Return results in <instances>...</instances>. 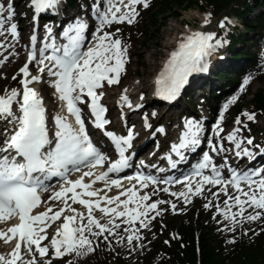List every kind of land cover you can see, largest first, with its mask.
I'll return each mask as SVG.
<instances>
[{
    "label": "snow or ice",
    "instance_id": "6c2138e0",
    "mask_svg": "<svg viewBox=\"0 0 264 264\" xmlns=\"http://www.w3.org/2000/svg\"><path fill=\"white\" fill-rule=\"evenodd\" d=\"M61 2L62 0H30V5L34 9V19L49 10H56ZM119 3L124 7L122 13L120 7L116 6L113 0H108V7L105 11H101V8L96 6L95 0H93L90 12L96 13L99 24L93 32L94 39L86 50H82V46L89 24L82 18H73L63 28L61 35L67 41L66 43L57 45L53 40L51 44H45L44 47L39 48V59L36 55L37 36L34 29L30 36L33 51L29 52L27 62L19 69V73L23 75L19 81L23 89L22 95L16 89L10 91L6 89L7 95L0 96V121L5 122L6 125H12L9 135L0 141V221L9 217H18L19 219L16 226L8 229L12 236L5 240L7 243L18 237L14 249L9 253L11 259L0 256V264H18V262L19 264H37L35 258L24 260L22 244L24 253L29 256L35 257L38 253L39 257L43 258L49 255V247L42 246V243L49 239L47 229L61 217H63V222L59 224L55 234L51 237V247L57 258L71 253L79 256L83 254L81 250L91 253L94 251V239L99 240L101 237L110 244L112 241H109V237L116 238L115 242L119 244L125 240V236L121 235V229L123 233H127L126 243L133 245V241L142 240V236L139 235L140 230L147 228L151 220L161 215L162 209H159L158 205L170 203L172 209L176 210V205L170 201L156 200L148 203L156 192L155 188L152 193L145 192L143 195H138L139 191L147 188L150 184L173 183L167 180L157 181L151 175L138 173L134 177H127L128 180H135L137 183L123 188L116 196H109L104 189L90 190L92 185L98 181H104L105 188H122L120 180L108 179V176L109 173L120 172L129 166L125 153L131 147L134 139L131 130L127 132L126 136H118L111 131L104 132V135L114 144L119 159L111 163L105 172L96 175L90 183L84 182L85 177L94 175L93 169L104 165L107 157L90 140L82 109L78 105L86 104L93 117V126L97 129H105L110 121L105 119L107 109L101 104L104 93L97 90L104 87L102 83L104 81L109 86L119 83L120 75L127 62V46L117 36L119 29H116V32H110L105 31V28L112 24L125 22L131 25L139 15L137 6L149 7V0H128L127 3H124V0H119ZM5 11L7 12L6 17L4 16ZM117 13L121 14L117 15ZM14 15L11 0H9L7 8L0 4V29L4 28L6 22L12 21ZM204 24L207 26L208 17H205ZM220 27H224V22L220 23ZM17 29L16 23H10L7 34L15 39L18 36ZM2 35H5V32L0 31V36ZM51 37L52 30L47 29L45 38ZM213 41L215 43H212ZM220 44L221 41L210 32H195L186 36L179 44L178 50L171 53L164 71L156 80L157 93L161 98L175 99L180 89L187 84L189 76L207 71L206 58ZM0 47H4V45L0 44ZM49 49L52 50V55H45ZM7 59L8 57L5 56L4 60ZM33 61L39 65L41 75H33L29 79V65ZM2 62L0 61V63ZM45 72L49 77L55 78L52 86L59 94V99L66 103L67 113L74 117L78 130H73L66 122L65 117L56 116L54 118L55 129L50 136L42 98L37 91L29 87L33 83L41 82V76ZM16 78L13 76L14 80ZM248 83L249 79L243 81L241 92ZM235 100L236 97H233L223 106V111L219 114L220 118L213 129L215 142L210 139L209 148L211 153L217 155L226 153L229 149L221 143V141H226L229 145L234 146V154L237 158L250 157L252 156L250 147L243 145L246 143L247 146H253L254 141L250 137L246 140L240 138V133L245 127L240 117L235 119L236 127L231 132L224 136L221 135L225 131L221 126V121L229 104L234 103ZM121 101L125 104L128 103L127 97L123 95ZM14 103L18 105L19 116L13 110ZM243 116L248 121L255 120V114L243 113ZM8 131V128L5 127L4 132ZM158 131L162 130L158 129ZM201 132L202 127L198 122L187 120L179 135L178 143L172 145L171 151L178 158L183 159L184 150L195 149L200 145ZM143 163L141 161L142 165ZM225 163H227V157H225ZM82 166L89 170L83 171L79 179L70 181L68 174L73 171L81 172ZM173 166H175L174 161ZM153 167L155 166L153 165ZM205 170H209L210 175H205ZM34 174L39 175L34 176ZM51 177L61 178L63 181L61 191L53 193L48 201H42L39 191L46 189L47 185L44 181ZM193 182L196 185L194 189ZM175 183H182L186 192H172L170 195L177 198L183 197L186 203L191 202L189 194L192 196L201 195L205 191L204 186L206 185L213 187L223 185L220 191L211 192V196L213 199H217L221 192L223 193L226 197L223 201L226 210H222L217 205V214L222 215L226 221L233 224L239 223L238 217L240 220L256 221L264 215V211H257L264 210V173L260 171L231 172L230 179L225 180L220 169L213 163L209 152L202 154V159L188 176L184 177L182 181H175ZM242 184L246 185L247 190L241 187ZM64 185L69 186L65 188ZM228 185L234 189L235 195L228 192ZM77 188L80 189L79 192L76 191ZM159 190L169 193L168 188ZM209 191L211 190L209 189ZM101 192H104V195H100ZM68 193H71L70 197ZM121 197L126 198L121 200ZM69 199L72 204L83 206L87 210V214L85 215L84 212L72 207V204L68 203ZM52 200H63L64 206L55 211L53 207H47L43 212L32 214L34 209L42 204H48ZM102 204L103 206H101ZM211 204L212 201L209 200L204 207L207 209ZM121 208L123 210H119ZM233 208L236 211H233ZM94 209L102 213L103 223L101 219L93 215ZM248 209H252L253 213L245 216ZM66 212L72 214L67 215ZM150 213H155V215H150ZM137 223L139 228L136 227ZM122 225H124L123 228ZM5 236V233L0 232V238ZM135 246L142 247L139 243Z\"/></svg>",
    "mask_w": 264,
    "mask_h": 264
},
{
    "label": "rangeland",
    "instance_id": "374dc122",
    "mask_svg": "<svg viewBox=\"0 0 264 264\" xmlns=\"http://www.w3.org/2000/svg\"><path fill=\"white\" fill-rule=\"evenodd\" d=\"M30 0H11L14 8V17L12 21L6 22L3 29L0 31L5 32V35L0 36V44L4 45V47H0V96L7 95L6 89H16L22 95V86H20V75L19 70L17 68L23 62V52L26 47V43L29 38V34H27L31 27V8L29 7ZM203 1V0H202ZM9 0H0V4H3L5 8H7V4ZM63 0L61 4L58 6L56 10H50L49 15L43 14L42 17L38 19V27L42 32L47 24L42 26V24L47 20L46 23L50 22L51 25L48 28L55 27L58 25V28H61L68 19L73 20V18H77L79 15H86L92 24H99L96 19V13L90 12V6L93 3V0H85L84 5H81L79 9L72 10L69 13L63 11ZM96 6L101 8V11L107 10L108 0H95ZM115 3V0H113ZM156 1L149 0V7L144 8L142 5L137 6V11L139 15L137 16L134 23L129 25L127 22L122 24H115L109 28H106L105 31L116 32V29H119L117 36L121 39L122 43L127 46V57L126 64L124 65V70L120 75L119 83L108 85L106 81L102 82L104 87L99 89L104 93L103 100L106 102L108 109L112 110V114L117 118H113L111 123L115 122L116 119H119L120 124L125 120V114L130 108L128 105H133V107L141 104H147L149 101L148 97L150 96V80L157 67L159 66L162 59L165 57L166 53L174 46L175 40L181 38L180 36H188L193 32L199 31H210V33L214 34L216 38V34L218 33V37L220 33H223L224 36H227L228 32L232 30L235 23H237L236 27L238 29V33H244L242 28V24L240 23L239 18L236 16L233 17L227 16L215 18L210 16L208 13H201V9L196 8L197 3H205L195 2L192 7H187L186 5H181L175 8L169 14H163L159 17V22L155 23L154 27H148L146 23V14L150 13V11H154ZM153 9V10H152ZM252 12L249 13V18L254 19L258 17V24L254 29L255 32H251L248 34V39H252L251 42L247 45L250 52L252 51L256 59L254 64L240 61H233L230 52H226L225 47L222 45L215 48V50L210 55L211 57V65L210 70L206 77L199 78L196 81L195 90L194 91H185L182 96H185L187 102H183L182 96L178 100V106L173 108H168L164 105H158L156 102H149V105L142 107L137 112V116L133 114L137 121L140 122L142 115L148 118L151 124H155L156 122H160L163 125V131L166 133L164 137L157 132V128L148 127L147 129L142 128L140 125L136 127V137H141L139 140H135V145L139 143V141L144 136V131H147V134L152 131V135L150 139L145 142V144L141 145L142 149L138 156H142L144 158L152 155L157 147H168L166 141L174 139V129L180 125V115L184 114L185 117L197 118L200 124L203 126V129H206L205 134H209V136L213 137V141L215 142V133L212 134L214 126L216 125L219 117V114L223 111V106L229 102L233 97H236L234 103L229 104L228 110L223 118V125H221L225 131L221 133L222 136L227 135L232 131L234 127H236L234 121L237 117H240L245 127H243L242 132L240 133V138L246 140V138H252L254 141L253 146H247L246 143L243 145L244 147H250V151L252 152V156L241 159L239 162L235 163V149L234 146L229 145L226 141H221L229 150L234 152L230 158L233 163H225L224 153L217 155L215 153L211 154L213 162L216 163V166L220 170H225L226 168L235 167L240 171L244 167V163L253 157H255L259 151H261V143L264 141V113H257L253 106H250L249 102L252 101L253 94L256 90L264 88V11L261 8L250 9ZM263 11V12H262ZM57 12L58 14H55ZM61 13V14H60ZM53 16H52V15ZM63 17L62 21H59L58 15ZM232 14V12L230 13ZM205 17H208V24L205 26L204 21ZM54 18V20H52ZM224 22V27H220V23ZM10 23H16L19 27L20 38L18 40H13L12 37L7 34V28L10 26ZM256 24V22H255ZM96 25V26H97ZM95 26V27H96ZM259 28V31L257 30ZM90 30V29H89ZM235 31V30H233ZM93 30L91 33H86V39L84 43V49L86 50L89 46L90 42L94 39V37L90 38L93 35ZM154 33V36L151 34ZM237 33V34H238ZM241 36V35H240ZM11 38V39H10ZM239 37H234L233 41H237ZM228 39V38H227ZM10 40V42H7ZM6 41V42H5ZM212 43H215L213 41ZM230 51V50H229ZM7 56L8 59L4 60V57ZM139 61V62H138ZM36 66V65H34ZM32 68H34L32 66ZM35 69V68H34ZM39 70V69H38ZM214 70V71H213ZM246 71L247 74L245 77H242L241 73ZM220 73H224L227 77H236V81L232 83L228 87V92L231 91V96L226 98V94L222 96L221 103L219 98L214 99L215 96H212L213 90H216V86L218 84L224 82V78L216 77V75H220ZM13 76L17 78L14 80ZM263 79L262 82L259 79ZM245 79H249V83L245 85L244 90L241 92L240 88ZM201 82V84H199ZM32 86V85H31ZM30 87V86H29ZM52 87V88H51ZM144 88L140 92L138 91L134 96L128 98V103L125 104L121 101V96H127L132 91L137 90L138 88ZM40 91L41 97L45 101V105L47 107L48 116L52 121L56 116H63V110L60 108V102L58 97L51 85V81L48 82L44 80L36 85V88ZM19 98V97H18ZM195 107V111H191L188 109V104ZM16 104H13V110L17 115ZM213 108V113L218 108H220L217 116L215 117L214 125L209 124L207 126L208 120L215 115H211L207 108ZM239 107V110L236 108ZM139 108V107H138ZM171 111V112H170ZM170 112V113H169ZM165 113V114H164ZM243 113L255 114L254 121H248L246 117L243 116ZM123 114V115H122ZM164 114V115H163ZM210 114V115H209ZM120 116V117H119ZM4 125H2V123ZM0 125L4 130L5 127L8 128V132L1 133L0 132V141L7 136L12 128L11 124H5V122L1 121ZM120 125L117 124L116 128ZM182 132V130H181ZM209 137V138H210ZM148 138V136L146 137ZM209 143L206 144V151L209 150ZM208 148V149H207ZM162 151L158 150L155 158L151 160V162L161 161ZM236 157V156H235ZM228 160V158H227ZM255 160H262L259 158H255ZM256 164V163H254ZM254 164L244 168V171H249L253 168ZM187 168V167H186ZM193 189L195 186H192ZM158 188L151 196V200L148 203H151L156 200H164L170 201L176 205V210L174 211L171 207L170 203H164L158 205L159 209H162L161 215L156 216L155 219L151 220L147 228L141 229L139 235L142 236V240L137 242L133 241V245H128L126 243L127 233H123L121 229V235L125 236V240L117 244L115 242L116 238L109 237V241H112L110 244L107 241H104L101 237L97 241L98 245L103 247L105 250L106 256H111L113 258H118L122 260L124 264H133L134 260L137 259L138 256L141 255L144 251H147L149 248L154 245V243H159L162 239H164L165 235H171L170 230L171 226L169 224L171 217L176 214L185 215L187 213H195V208L200 209V213L203 216H210V220L214 226L218 227V237H238L239 234L246 232H257L258 229L263 228L264 225V215L261 216L259 220L256 221H247V220H239V223L233 224L230 221H226L222 215L217 214L216 206L222 210H226L223 201L226 197L221 192L220 196L217 199H213L211 196V192L220 191V189H216L215 187H205V191L201 195L192 196L189 194V198L191 200L190 203H186L183 197L177 198L170 193L176 192H186L185 188H169V193H165L159 190ZM209 189L211 191H209ZM247 190V189H246ZM145 192L152 193L153 189L141 191V195ZM233 194V193H232ZM235 195V193L233 194ZM212 201V204L209 208H205L204 205ZM69 203V201H68ZM70 204V203H69ZM63 202H59L57 204H48L47 207H53L54 211L58 210L60 207H63ZM74 207V206H72ZM132 207V205H130ZM78 211L84 212L85 215L87 212L85 210H81L80 207L75 206ZM236 211L235 208L232 209ZM264 211V210H257ZM249 213H253L252 209H248V212L245 213L247 216ZM65 214L71 215V212H66ZM93 215L101 219V222H104L102 218V213L99 211H93ZM150 215H155V213H150ZM215 217V218H214ZM63 222V217L60 220L56 221V223L47 229L48 240L43 242L44 246L49 247V255L45 258L37 260V264H91L93 261L95 253L92 251L91 253L86 252V250H81L83 254L76 255L75 253L66 254L63 257L57 258L53 250H51V237L55 234L56 228ZM86 222V221H85ZM119 222V221H117ZM124 225H122V228ZM139 228V224L136 225ZM223 229V230H221ZM229 241H235L234 238H228ZM139 243L142 247H136L135 245ZM232 243V242H231ZM0 253L5 259H10L9 251L7 249H3V246L0 245ZM33 259L32 257L24 259L25 261Z\"/></svg>",
    "mask_w": 264,
    "mask_h": 264
},
{
    "label": "trees",
    "instance_id": "16d2710c",
    "mask_svg": "<svg viewBox=\"0 0 264 264\" xmlns=\"http://www.w3.org/2000/svg\"><path fill=\"white\" fill-rule=\"evenodd\" d=\"M153 1H156L153 8L155 10L146 14L145 19L148 27L151 28L159 22V17L163 14H169L181 5L192 7L197 2V0ZM200 1L205 3H197L195 7L201 9V12L209 13L212 17L233 15L239 18L244 33H238V29L234 27L228 32L227 37L220 33L219 40L230 52L233 61L253 63L256 56L247 48L252 41L248 39V34L255 32L258 17L251 19L248 16L252 12L250 9L261 8L264 11V0ZM84 2L85 0H66L64 7L69 12L71 9H78ZM257 30L259 31V28ZM154 35V33L151 34V36ZM234 37L239 38L233 41ZM225 40H229L228 43ZM216 77L224 78V82L210 92L212 96H215L214 99L220 97L221 88H228L237 79L236 77L226 78L224 73ZM259 81L262 82L263 79ZM251 100L250 106H253L257 113H264V88L256 90ZM184 101L187 102L186 98ZM187 104L188 109L192 107L189 103ZM236 110H239V107ZM194 211L197 214L191 212L170 216L171 235H165L159 243H154L151 248L141 253L133 264H264V225L257 232L242 233L238 237H218V227L213 225L210 216H203L198 208ZM228 238H234L235 241L230 243ZM93 246L95 256L91 264H124L118 258L106 256L104 248L99 246L97 241L94 240Z\"/></svg>",
    "mask_w": 264,
    "mask_h": 264
},
{
    "label": "bare ground",
    "instance_id": "6f19581e",
    "mask_svg": "<svg viewBox=\"0 0 264 264\" xmlns=\"http://www.w3.org/2000/svg\"><path fill=\"white\" fill-rule=\"evenodd\" d=\"M118 1L119 0H117L116 1V3H114L115 5L118 3ZM29 7L31 8V17H30V20H31V27H30V29L33 31L34 29L36 30L35 31V33L37 34V37H38V39H40L41 41H42V46H44V42L46 41V39H45V33L43 32H41V30H40V27H38V18L41 16V14L40 15H38V16H36V18L34 19V9H32V7H31V5L29 4ZM113 10H114V8H113ZM61 14V13H60ZM60 14L58 15V17H60ZM4 16L6 17L7 16V12L5 11V13H4ZM84 17H85V19H84V21L86 22V23H88L89 24V29L92 27V23L90 22V20L88 19V17L86 16V15H84ZM56 29V28H55ZM54 29V30H55ZM89 29H88V31L86 32V33H88L89 32ZM205 32H210V31H208V30H206ZM64 42L66 43L67 41L66 40H64ZM206 63H207V65H208V67L210 68V65H211V57L209 56V57H207L206 58ZM30 71V70H29ZM34 84H36V83H33V84H31V85H34ZM31 85H29V86H31ZM142 87H140V88H138L137 90H134V91H132L129 95H127L126 97H127V99L129 98V97H132V96H134L138 91L140 92L142 89H144V88H142ZM195 90V87H194V89H193V91ZM37 91V90H36ZM97 91H99V90H97ZM37 93H39L38 91H37ZM40 96V95H39ZM169 107H171V105H169ZM137 110H140V108H138L137 106H135V107H133V105H131L130 106V108H129V110H128V113H127V119H129L130 117H131V115L136 111V114H137ZM171 112V111H170ZM169 112V113H170ZM165 114V113H164ZM163 114V115H164ZM65 118H66V122L70 125V121H69V118H68V116L67 115H65L64 116ZM135 120L137 121V119H136V117H135ZM141 120V119H140ZM1 122V121H0ZM2 123V122H1ZM0 123V124H1ZM138 124H139V121L137 122V123H134V128L132 129V132H133V135H134V139L135 140H139L141 137H135V135H136V127L138 126ZM2 125H4L3 123H2ZM0 132L1 133H4V130L2 129V126L0 125ZM10 132H11V130H10ZM9 132V133H10ZM8 133V134H9ZM152 135V131L150 132V133H148L147 134V131H144V136L142 137V139L139 141V143L137 144L138 146H141V145H143V144H145V142H147L148 140H149V138H150V136ZM148 136V138H146ZM133 139V140H134ZM136 143V142H135ZM139 148V147H138ZM234 152H232V151H228V152H226V153H224V157H227L228 158V162L229 163H233V161H232V159L230 158V156L233 154ZM155 155H156V153L155 154H153L152 156H151V158H153V157H155ZM256 158H259V159H262V160H264V141H263V143H261V151H259L258 152V154L256 155ZM95 191V190H94ZM138 195H141V193L140 192H138ZM59 201H61V202H63V200H59ZM70 204H72V202H71V200H70ZM72 206H77V207H80L81 208V210L83 211V210H85L86 212H87V210L86 209H84L83 208V206H81V205H79V204H72ZM101 206H103V204L101 205ZM119 210H123L122 208L121 209H119ZM93 211H98V210H93ZM8 247H9V245H5L4 244V247H3V249H8ZM0 256H2L1 255V253H0ZM19 263V262H18Z\"/></svg>",
    "mask_w": 264,
    "mask_h": 264
}]
</instances>
